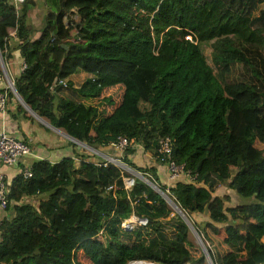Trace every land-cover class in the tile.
<instances>
[{"label": "trees", "instance_id": "16d2710c", "mask_svg": "<svg viewBox=\"0 0 264 264\" xmlns=\"http://www.w3.org/2000/svg\"><path fill=\"white\" fill-rule=\"evenodd\" d=\"M18 4L0 0V59L17 51L23 61L11 80L23 103L93 148L117 137L131 142L119 160L190 216L212 264H264V0H41L38 27L27 18L33 0ZM186 47L200 57L204 48L211 58L220 52L219 61L240 65L247 77L224 85L211 70L187 101L179 62ZM115 85L123 88L115 103L80 101ZM164 137L188 180L166 185L153 165L132 161L140 145L166 164L156 150ZM67 145L71 156L33 159L29 176L20 159L4 179L0 264H77L79 247H103L109 264L204 263L187 225L154 189L137 177L126 188L119 167ZM217 186L263 195L224 206L228 195H213Z\"/></svg>", "mask_w": 264, "mask_h": 264}, {"label": "crops", "instance_id": "0c3cea01", "mask_svg": "<svg viewBox=\"0 0 264 264\" xmlns=\"http://www.w3.org/2000/svg\"><path fill=\"white\" fill-rule=\"evenodd\" d=\"M33 2L34 4L31 5L30 8L27 10V18L29 23H31L35 27H38L41 22V15L43 9L40 4L41 0H33ZM20 63L21 58L18 56V52L13 51L12 58L8 59V61L3 64L5 73L10 78V80H12V78L17 75L20 71ZM3 89H5V83L4 80L0 78V90ZM106 91H109V95L105 96H110L114 98L117 94L119 97V95L123 91V88L119 85H115L113 87H104L99 89L97 93H94L90 96H80V101L84 105V107H88L93 104L92 100H94V98H98L99 95L101 96V94ZM117 98L113 99L114 103L117 102ZM18 105H20L25 110V108L18 102V100L12 93L11 95H7L4 110L0 112V131H5L7 134L17 139H21L29 145L30 154L24 158L25 161H27V164H29V162L33 159H45L50 162H55L63 156L72 155V148L67 145V141L70 140L63 137L60 131H55L51 127H48L46 125L44 126L40 124H33V121H30V119L25 117L22 111L18 109ZM106 148L112 149L110 146ZM106 148L102 149L105 150ZM75 149L77 150V147ZM140 154L144 159H147L145 163L140 161V157L137 156ZM131 159L132 161L136 159V161H139L141 165H153L156 169V174L158 175V177L168 175V177L170 178H175L171 175V173L169 174L166 164H157L153 157H151L147 152L142 150L140 145L135 146V150L134 153L131 155ZM15 172L16 168L14 166L5 167L0 165V173H2L7 179H11ZM176 175V177L180 175L183 177L182 179L178 180L189 179L186 174H183L181 172L177 173ZM222 189H226L228 192L231 191L225 188L224 186H217L214 188L213 195H228V193H219ZM218 190L220 191L218 192ZM235 204H237V202L234 201L232 196L230 195L228 201L224 203V206H233ZM191 216L195 222H201L206 220L205 215L201 216L199 214H192ZM222 225L223 224L216 223V226Z\"/></svg>", "mask_w": 264, "mask_h": 264}, {"label": "rangeland", "instance_id": "374dc122", "mask_svg": "<svg viewBox=\"0 0 264 264\" xmlns=\"http://www.w3.org/2000/svg\"><path fill=\"white\" fill-rule=\"evenodd\" d=\"M210 51H211L210 48L209 49L208 48L201 49L202 57H200L199 55H197L195 53V51L192 48L186 47V48H183L182 53H180L179 62L181 63V70H182L181 74H182V78L185 79V81L187 83V87L184 89L182 88L183 90H181V93L183 95V98H185V100H187V101H190V100L197 98V96L201 93L202 88H203V84H204V80L206 79L208 73L211 70L215 73V75L219 78V80L224 85H230L233 82H236L237 80H240L242 78L247 77V72L240 65H237L235 63L230 65V63L228 61L227 62L219 61V58L222 56L220 52H218L219 54H217L218 59L211 58L212 55L210 54ZM108 93H109V91L102 93L101 96L99 95L98 98H94V100H92L93 101L92 103L94 104V103H96V101L100 100L101 97H103L105 95H109ZM117 97H118V94L113 99H116ZM27 113L29 115H31L29 112H27ZM32 118H33V124L44 125L42 122L35 119L33 116H32ZM54 130L60 131L57 129H54ZM60 133L63 135V137H65L66 139L73 142L75 145V148L77 147L78 151H81L82 153H89L92 155L95 154L97 156L104 158V160H108V158H111L113 161H115L114 163H116V164L119 163L122 167H124V169L121 168V170L126 173V176L123 178V182H124V185L126 188L129 187V185L132 181V177L139 178L141 176V173H139L136 170L129 168L123 162H121V160L118 159V157L121 155V153L120 154L116 153L113 149H109V148H106L105 150H103V149L101 150L99 148H93L91 146L86 145L85 143H83L84 145H81L79 142L71 140L68 137H66L65 136L66 134H64L62 131H60ZM137 156L140 157V161H142L143 163H145L147 161V159H144L141 156V154L137 155ZM133 162L138 166H143V165H141V163L139 161H136V159ZM168 172H169V170H168ZM169 174H170V172H169ZM158 178H159V181L161 183L169 185V184L173 183L175 180L182 179L183 177L180 175L178 177L175 176V178H170V177H168V175H164V176H160ZM219 191L220 190H218V192ZM219 193H222V194L228 193V198L231 195L233 200L236 201L237 203H242V202L250 203V202L256 201L257 198H260V196L263 195L262 193H259V194L254 195V196L240 197L239 198V196L238 195L236 196V194L233 191L228 192L226 189H222ZM171 207H172V205H171ZM172 210L174 211V209H172ZM185 217H186V215H185ZM189 219H190V216H189ZM189 219H187V220H189ZM135 220L136 219L131 217L128 220H126L125 223H123V225L129 226L131 223L135 222ZM189 222H190V220H189ZM190 224H191V222H190ZM189 236H190V240L195 245H197L199 247V249L201 250V252L203 253V255H204V263L203 264H210L209 259L205 256V253H204V251H205L204 241L198 235L201 242H202V245H203V246H201L199 241L190 232V230H189ZM110 261H111L110 254L107 253V251L103 247H99L96 249H90L89 247H79L76 249L75 262L77 264H109Z\"/></svg>", "mask_w": 264, "mask_h": 264}, {"label": "built area", "instance_id": "2783aa9c", "mask_svg": "<svg viewBox=\"0 0 264 264\" xmlns=\"http://www.w3.org/2000/svg\"><path fill=\"white\" fill-rule=\"evenodd\" d=\"M13 1L15 7H18L19 5L18 3L21 0H13ZM23 66L24 63L21 60L20 70L23 68ZM0 78L3 79L5 83V89L0 90V112H2L4 110L5 102L8 95L7 91L11 92L12 94L13 91H12V81L6 75L1 61H0ZM130 144L131 143L126 141L124 138L117 137L116 142L111 145V148L115 151L120 152L122 149H124ZM169 151H170L169 139L167 137L160 139L158 141L157 153L165 158L169 172L173 177H175L177 176L176 174L179 173L181 170L180 167L175 166L168 158ZM29 154H30V148L25 141L21 139H17L7 134L5 131H0V165L1 166H5V167L14 166L17 163V161L27 157ZM29 168L30 167L28 164L24 166L22 170L24 176L30 175ZM4 179H5L4 175L0 173V208L4 207L6 201L5 200L6 183ZM131 262H135V261H131Z\"/></svg>", "mask_w": 264, "mask_h": 264}, {"label": "water", "instance_id": "95a60500", "mask_svg": "<svg viewBox=\"0 0 264 264\" xmlns=\"http://www.w3.org/2000/svg\"><path fill=\"white\" fill-rule=\"evenodd\" d=\"M1 61V59H0ZM2 62V61H1ZM2 66H3V63H2ZM3 69H4V66H3ZM5 71V69H4ZM12 91H13V95L16 97V99L18 100V102L25 108V110L27 112H29L35 119L39 120L40 122H42L44 125L48 126V127H51L50 125H48V123H46L44 120H42L40 117H38L34 112H32L24 103L23 101L21 100V98L17 95V93L15 92L14 90V87H13V84H12ZM52 129H55L53 127H51ZM66 137H68L69 139L71 140H74V141H77L75 139H72L71 137L65 135ZM79 142V141H77ZM81 145H84L82 144L81 142H79ZM109 162H111L112 164L118 166L119 168H123L119 163H114L115 161H111V160H108ZM140 180L144 181L147 185H149L152 189H154L165 201L166 203H168V205L171 207V205H173L171 208L174 209V211L176 212V214L184 221V223L187 225L188 229L190 230V232L195 236V238L199 241L200 245H202V242L198 236V234L196 233V231L193 229L192 225L190 224V222L187 220V218L185 217V215L183 214V212L178 208V206H176L161 190H159L156 185H154L152 182L148 181L146 178H144L143 176H140L139 177ZM171 201L172 204H170L168 202V200ZM125 223V222H124ZM124 226V225H123ZM125 227V226H124ZM204 249V248H203ZM205 253V256L209 259L207 253L204 251ZM210 261V259H209ZM210 264L211 261H210Z\"/></svg>", "mask_w": 264, "mask_h": 264}, {"label": "bare ground", "instance_id": "6f19581e", "mask_svg": "<svg viewBox=\"0 0 264 264\" xmlns=\"http://www.w3.org/2000/svg\"><path fill=\"white\" fill-rule=\"evenodd\" d=\"M169 201V199H167ZM169 203H171V201H169ZM172 204V203H171ZM173 206V205H172ZM141 262V263H140ZM129 264H153L150 262H144V261H136V262H131Z\"/></svg>", "mask_w": 264, "mask_h": 264}, {"label": "clouds", "instance_id": "9594fccd", "mask_svg": "<svg viewBox=\"0 0 264 264\" xmlns=\"http://www.w3.org/2000/svg\"><path fill=\"white\" fill-rule=\"evenodd\" d=\"M130 143H131V142H130ZM82 144H83V143H82ZM112 144H113V143H112ZM112 144H110L109 146L111 147ZM128 146H130V145H128ZM156 150H157V149H156ZM114 151H115V150H114ZM122 151H123V149H122L120 152H118V151H115V152H117V153L120 154ZM158 155H159V154H158ZM118 159H119V158H118ZM108 160H111V161H112L111 158H109ZM108 160H107V161H108ZM166 165H167V163H166ZM117 167H118V166H117ZM120 169H121V168H120ZM123 169H124V167H123ZM141 176H142V175H141ZM131 183H132V181H131ZM131 183H130V184H131ZM150 263H151V262H150Z\"/></svg>", "mask_w": 264, "mask_h": 264}]
</instances>
